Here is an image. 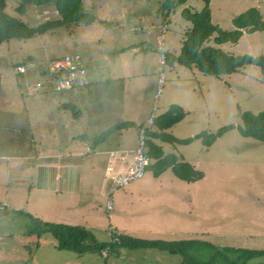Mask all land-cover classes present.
I'll return each instance as SVG.
<instances>
[{
    "label": "rangeland",
    "instance_id": "rangeland-1",
    "mask_svg": "<svg viewBox=\"0 0 264 264\" xmlns=\"http://www.w3.org/2000/svg\"><path fill=\"white\" fill-rule=\"evenodd\" d=\"M119 1L83 0L85 12L95 19L92 23L69 24L0 46V264H181L180 256L156 249L115 247L105 253L106 257L97 251L82 254L61 251L56 248L54 237L40 230V224L31 218L44 223L83 226L98 243L110 242L114 233L144 240H201L220 247L264 250V144L242 137L237 129L242 125L240 113L257 115L264 111V69L259 67L247 66L218 78L199 73L194 66L165 64L163 67L164 85L156 103V116L175 105L189 109L188 115L186 112V117L166 131L167 134L183 140L203 132L215 133L225 126L234 127L208 149H204L201 140L189 145L155 141L165 154H173L201 172L202 179L188 183L178 179L170 169L155 177L154 167L150 165L141 179L112 190L103 178L105 156L95 155L99 149L95 150L97 146L91 144L93 137L87 133V139L75 140L83 154L71 163L81 164L75 170L73 189L62 186L59 196L52 199L42 198L35 191L34 167L48 163L43 157L66 156L62 153L74 144L70 137L76 131L70 126L58 127L54 121L57 114L63 113L56 102L72 104L70 93L56 95L50 85L45 88L52 92L48 95L38 93L29 97L27 91L53 59L78 54L84 64L89 57L92 66V59L99 53L112 57L113 51L125 42L119 38L108 40L104 29L111 33L120 29L130 33V42H143L151 32L146 21L153 17L148 18L147 14L151 15L162 0H121L123 4L111 12L110 6ZM126 3L135 5L138 15L121 16ZM18 6V0H6V14L31 28L56 17L51 6L26 5L23 15L16 12ZM203 7V0L175 2L164 33L166 53L178 56L191 28L182 11L199 12ZM209 8L212 23L223 31H233L232 20L250 9L258 10L264 21V0H211ZM135 27L141 31L135 32ZM213 39L214 36L204 46L219 48L234 56H264V32H244L237 44L216 45ZM147 43L141 44L147 49L145 52L127 54L131 61H143L139 63L142 68H146L148 60H152L150 67L158 66V53L150 40ZM18 67L24 73L18 74ZM135 82L134 78L126 79L124 97L118 94L125 103L122 119L129 117L134 123H141L149 115L148 95L136 93ZM178 85L185 90L179 91ZM113 95V91L105 94L108 101H118V95ZM99 96L89 93L86 103L101 102L102 105ZM85 106L82 104L77 110L84 115L87 111V116L89 110ZM65 113L70 118L72 112ZM109 123L113 122L107 119L97 125L100 128L92 135L104 131ZM124 134L130 144L135 141L134 130ZM84 145L91 152H86ZM109 202L110 211L107 210ZM247 264H264V258Z\"/></svg>",
    "mask_w": 264,
    "mask_h": 264
},
{
    "label": "trees",
    "instance_id": "trees-1",
    "mask_svg": "<svg viewBox=\"0 0 264 264\" xmlns=\"http://www.w3.org/2000/svg\"><path fill=\"white\" fill-rule=\"evenodd\" d=\"M82 1L18 0L19 6L16 8V12L21 15L25 14L26 5L35 7L51 6L55 9V18L31 28L22 21L7 15L5 12L6 0H0V46L13 39L28 40L36 35H43L69 24L81 23L87 25L92 23L95 19L92 14L85 12ZM176 1L183 3L186 0H164L159 13L169 15ZM210 1L203 0L204 7L199 12H191L188 9L182 11V17L191 23V28L185 35L180 54L177 57L165 54V63L171 65L176 63L187 68L194 66L200 73L215 78L237 73L247 66L264 69V56H234L223 52L219 48L204 46L213 36V41L216 45L237 44L244 32H264V21L256 9H250L234 18L232 20L233 31H223L211 21ZM61 108L64 111L72 112L71 115L74 117L80 114L79 110L71 104L64 105ZM185 116L186 112L175 105L170 107L165 113L156 116L153 127L146 129V156L151 161L150 165L154 167L155 177H159L164 171L170 169L178 179L188 183H193L203 178V174L195 170L189 163L178 160L173 154H165L162 147L156 144L155 141L171 145H189L195 140H201L204 149H208L216 140L234 129L232 125H229L220 128L215 133L203 132L183 140L176 139L166 133V131L182 121ZM240 119L242 125L237 127L240 135L264 144V111L257 115L250 112H242L240 113ZM142 126L144 124L136 125L132 122H120L92 138L91 144L97 146L105 142L114 132L133 128H137L138 131ZM80 138L82 140L87 139L86 136H81L78 139ZM31 219L32 222L40 224V230L49 232L54 237L58 250L71 251L77 254L97 251L101 255L104 253L106 257L105 253L115 247H120L127 250H161L170 255L180 256L181 264H247L253 259L264 258V250L220 247L201 240H144L127 234L113 233L110 242L98 243L92 232L83 226L44 223L35 218ZM115 237L119 240V243L113 241Z\"/></svg>",
    "mask_w": 264,
    "mask_h": 264
},
{
    "label": "crops",
    "instance_id": "crops-1",
    "mask_svg": "<svg viewBox=\"0 0 264 264\" xmlns=\"http://www.w3.org/2000/svg\"><path fill=\"white\" fill-rule=\"evenodd\" d=\"M149 1V0H148ZM161 2H164L162 0ZM123 4V1H119L118 4L111 5L110 10L112 12V9H115L119 7V5ZM127 5L123 6V9L121 10L122 14L121 16L124 17V15L127 14V16H135L138 15L137 10L135 9V5H128L129 3H126ZM160 5L157 7L155 11L152 12L150 15L149 13L147 14L148 18L152 16V19H148L146 21V26L150 28V33L148 32L146 35V38L142 40L143 42L141 43H132L130 42V33L129 32H123L120 29L117 30L114 33H111L108 29H104L103 34L106 36L108 40L115 41L116 38L121 39L123 42H125L123 47H120L118 49H115L112 53V57H109V54H103L99 53L97 58L92 59V66L90 65L91 59L89 57H86V69H87V77L89 81V85L86 86L85 88L77 89L72 92H65V93H60L59 95H65V94H71L70 100L72 101V106L75 108H81L82 104H86L85 107H87L89 110L88 115H85L82 113V111H79L80 114H78L76 117L70 116V118L67 116L65 112L61 107L64 105H68L69 103H61V102H56V106L58 107V110L60 112H63L61 114H57L56 118L54 119L56 125L58 127H72L74 131H76L75 135H71L70 138L74 141V144L70 147L69 152H63L62 154H66V156L61 157H43L44 160H47L48 163L46 164H39L34 167V176H33V183L35 185V191L40 195L42 198H56L59 196V194L62 192L61 188L66 187L67 189H73V180H75V170H78L77 167L81 168V164L78 166H73L71 163L77 158L80 157L81 152L80 146H78L75 142V140H78L79 137L81 136H86L88 137L87 133H91V136L94 138L98 135H100L102 132L106 131L108 128L112 127L113 125H116L120 122H132L134 123L133 119L128 117V120L122 119V116H124V98L121 99L119 94L124 97L122 92L124 91V81L126 79H131L134 78L135 85L133 88L135 89L136 93H147L148 95V110H149V115L146 117V120L149 118V116L152 113V106L153 101H155V88H156V83H157V78H158V70H159V53H158V37L161 34V29L164 25H166L169 21L170 15H167L166 13H159V9L161 7ZM119 11V10H118ZM144 15V14H142ZM157 18V20H155ZM112 21V20H111ZM102 23L103 21H99ZM106 23H109L106 21ZM120 23V22H119ZM119 23H116L117 27ZM106 24L104 23V26ZM120 27V26H119ZM160 29V31H159ZM135 32H140L141 29L135 27L134 28ZM148 40V41H146ZM151 42L153 44V50L158 53V66L156 64L152 67H150L151 61L148 60L146 62V68H142L140 65L143 61H139L138 59L131 61L129 59L130 55L127 56L128 53H136V52H145L147 49H143V45L147 42ZM164 40H165V35H164ZM130 42V43H129ZM148 44V43H147ZM165 54L171 55L168 52ZM134 55V54H133ZM172 56H174L172 54ZM177 57V56H175ZM128 58V59H127ZM140 63V64H139ZM176 64V63H174ZM168 65V64H166ZM173 65V64H172ZM178 65V64H177ZM181 67V66H180ZM183 67V66H182ZM10 68V65L8 66ZM187 68V67H184ZM193 71V70H191ZM199 72V71H198ZM200 73V72H199ZM44 76L41 74L40 79H38L36 82L42 80ZM144 79V80H143ZM119 81H123V83H120ZM118 84V87L115 86ZM122 86V87H121ZM118 88V90H117ZM179 91L183 90L184 88L178 85ZM190 89V88H189ZM52 90V88H51ZM51 90L43 91L39 93L41 95H48V93ZM185 90V89H184ZM192 91V88L190 89ZM108 91L114 93L113 96H117L119 100L117 101L114 99V101H108L105 94H108ZM134 91V92H135ZM97 93L100 94L103 104L101 105V102L92 105L89 102L86 103V95L89 93ZM119 92V94H118ZM121 92V93H120ZM55 93V92H54ZM36 93V95H39ZM58 95V93H55ZM99 96V98H100ZM32 97V96H31ZM147 102V101H146ZM55 103V102H54ZM155 103V102H154ZM155 105V104H154ZM152 106V108H151ZM180 108L184 111L187 112V115L189 113V109L184 108L180 104ZM158 109V108H157ZM81 110V109H80ZM118 110L120 113H118ZM102 112L103 115L100 113ZM107 112V113H106ZM59 113V112H58ZM99 114V117L97 118V115ZM119 114V115H118ZM186 117V116H185ZM113 118V119H112ZM110 120L109 127L106 128L104 131L99 133L98 135H92L94 134L93 132L100 128L96 127L99 124H102L103 121ZM123 120V121H122ZM145 121L141 123H135L136 125H141L145 124ZM134 130V138L135 141L130 144L128 140V136H125V131L127 130H122V131H117L112 133L109 138L97 145L96 148L99 150L96 152V156L99 158L100 156H105V160L102 161V167H103V178H104V173L105 169L108 165L109 159H110V153L115 152L118 154H123L125 161L123 164V167H127L130 164V161L132 159V154L134 150L137 147V139H138V131L137 128H133ZM196 135H191L189 138L194 137ZM79 141V140H78ZM73 143V142H72ZM159 145V144H158ZM105 147V148H103ZM85 151L86 152H91V150L84 145ZM103 148V149H102ZM94 153V152H93ZM51 161V162H49ZM79 179V177H77ZM105 181V178H104ZM106 182V181H105ZM67 184V185H66ZM110 188V186H109ZM5 200L7 201V195L4 197ZM74 205H70L68 207H73ZM7 208V205L4 206ZM16 210V209H14ZM18 211V209H17ZM45 218L44 215H40ZM37 219V218H36ZM65 225V224H62ZM72 226V225H68Z\"/></svg>",
    "mask_w": 264,
    "mask_h": 264
},
{
    "label": "built area",
    "instance_id": "built-area-1",
    "mask_svg": "<svg viewBox=\"0 0 264 264\" xmlns=\"http://www.w3.org/2000/svg\"><path fill=\"white\" fill-rule=\"evenodd\" d=\"M165 32L166 25L162 27L161 34L158 37L159 70L155 88V105L144 126L138 129L137 147L132 154L130 164L127 167H123L125 161L124 155L115 152L110 153V159L105 169L104 178L106 182L110 183L109 185L112 190L124 187L133 181L141 179L144 176L146 168L150 165L151 161L146 156L145 132L147 128L153 127L157 111L156 103L161 96L164 85L163 67L166 63L163 41ZM42 72L44 78L30 87L27 91L29 97L34 96L36 93L43 92L47 85H50L55 93L72 92L89 85L86 66L82 57L78 54H70L53 59L48 62L46 69ZM17 73H24V69L22 67L17 68ZM107 210H111L110 202L107 205ZM113 241L119 243L116 237Z\"/></svg>",
    "mask_w": 264,
    "mask_h": 264
}]
</instances>
